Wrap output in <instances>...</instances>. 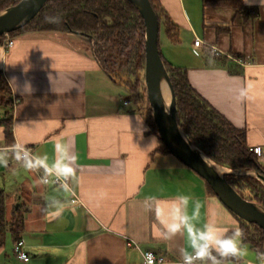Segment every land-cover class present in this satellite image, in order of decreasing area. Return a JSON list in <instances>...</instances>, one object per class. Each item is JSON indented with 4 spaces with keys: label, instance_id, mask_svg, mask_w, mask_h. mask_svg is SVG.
<instances>
[{
    "label": "crops",
    "instance_id": "crops-1",
    "mask_svg": "<svg viewBox=\"0 0 264 264\" xmlns=\"http://www.w3.org/2000/svg\"><path fill=\"white\" fill-rule=\"evenodd\" d=\"M159 1L178 29L176 42L166 33L159 39L163 57L186 68L192 86L246 130L248 146L261 147L254 154L264 168V7L259 0H239L242 10L231 0ZM13 37L8 49L0 38V69L14 96L13 143L6 142L0 123V154L9 149L7 165L0 164V188L12 176L15 183L23 181L12 192L3 189L8 215L14 206L23 211L21 239L29 259L14 253L15 241L8 236L0 250L6 264H146L142 252L148 250L177 264L184 250L192 251L188 233L182 226L170 234L162 221L171 222L174 204L183 211L180 196L191 197L188 215L195 201L201 204L196 229L239 227L203 177L159 149L147 113L103 69L92 38L63 30H28ZM212 47L224 54L214 56ZM16 144L35 157L46 155L49 165L59 156L56 146L66 148L75 157L71 190L44 183L42 167L26 169L10 151ZM74 194L79 202H72ZM53 201L63 206L59 216L49 214L56 211L48 207ZM240 247L244 257L220 264H264V250L241 238Z\"/></svg>",
    "mask_w": 264,
    "mask_h": 264
},
{
    "label": "trees",
    "instance_id": "trees-1",
    "mask_svg": "<svg viewBox=\"0 0 264 264\" xmlns=\"http://www.w3.org/2000/svg\"><path fill=\"white\" fill-rule=\"evenodd\" d=\"M19 1L0 0V12ZM150 1L158 15L160 28L163 26L168 37L176 42L177 26L171 21L159 0ZM227 2L234 4L238 10L246 8L239 0ZM257 13L256 10L255 14ZM28 30H63L92 38L96 57L103 69L115 80L123 81L134 77L139 81L144 74L145 24L139 10L130 0H48L28 23L11 31L10 35L15 36ZM2 36L0 35V38ZM160 54L175 90L177 120L187 137L222 166L254 169L264 173V168L247 144L246 130L234 126L192 86L186 68L166 60L161 49ZM13 106L11 86L0 69V107L4 108L0 123L5 129L6 142L10 144L14 142ZM148 121L158 135L152 115L148 116ZM159 149L169 152L161 139ZM226 179L244 198L264 206V183L260 179L249 174H227ZM207 186L209 191L214 193L208 183ZM234 215L243 231L242 241L258 251H263L264 230L257 224L246 221L235 213ZM23 228L24 214L21 207L14 206L8 215L7 195L5 190L0 188V250L4 248L8 236L14 241L21 239ZM232 232L229 231L226 235L231 236ZM212 255L218 260L233 259L220 257L214 250ZM209 261L211 260L206 259V262Z\"/></svg>",
    "mask_w": 264,
    "mask_h": 264
},
{
    "label": "water",
    "instance_id": "water-1",
    "mask_svg": "<svg viewBox=\"0 0 264 264\" xmlns=\"http://www.w3.org/2000/svg\"><path fill=\"white\" fill-rule=\"evenodd\" d=\"M48 0H20L0 12V35L28 23ZM139 10L145 24L144 79L153 119L159 138L168 151L192 168L210 185L220 201L238 217L255 223L264 230V206L244 198L226 179L227 174H249L264 183V173L254 169L224 167L200 150L181 128L176 113V94L159 49L160 23L150 0H130ZM164 83L170 93L169 109L163 93ZM207 157L208 160L205 158Z\"/></svg>",
    "mask_w": 264,
    "mask_h": 264
},
{
    "label": "clouds",
    "instance_id": "clouds-1",
    "mask_svg": "<svg viewBox=\"0 0 264 264\" xmlns=\"http://www.w3.org/2000/svg\"><path fill=\"white\" fill-rule=\"evenodd\" d=\"M259 4L261 7H264V0H259ZM56 150L59 156L54 163L49 165L46 155L33 158L30 150L22 144H16L10 149L14 153L15 159L21 161L26 169L32 170L37 167H42L46 175L54 173L57 178L66 181L75 175V170L72 167V162L75 160V157L69 156L66 148L59 144L56 146ZM8 151L9 149H4L2 150V154H0V164L5 166L7 165L6 155ZM61 186L66 192L70 191L67 183H62ZM178 199L183 205V211L180 205L174 204L169 214L171 222L168 220L162 222L170 234H176L181 230L182 226L187 231L189 247L192 251H183V264H194L197 260L204 261L206 259L211 260L212 264H220L217 257L212 255L213 250L220 257L240 259L246 255V251L240 247V238L243 236L241 228L237 226L231 236L226 235L228 229L216 227L214 224H206L202 230L196 229L193 221L199 218L200 202L195 201L194 211L191 215H188L186 209L191 197L180 196ZM56 203L53 201L49 204V208H56L55 212L49 213L50 215L59 216L63 211V206L56 207ZM156 212L159 217L161 215V209L158 207ZM261 259H264V254L261 255Z\"/></svg>",
    "mask_w": 264,
    "mask_h": 264
},
{
    "label": "built area",
    "instance_id": "built-area-1",
    "mask_svg": "<svg viewBox=\"0 0 264 264\" xmlns=\"http://www.w3.org/2000/svg\"><path fill=\"white\" fill-rule=\"evenodd\" d=\"M2 35L5 37L4 42H3L4 47H6V49L12 47L14 44L15 38L10 35V32H5ZM200 42H201L200 39H196L194 44L198 46L200 44ZM212 54L214 56L218 57L224 53L221 50H219L218 48L212 47ZM227 56H229V55H227ZM125 103H127V102H125ZM27 149H29V148H27ZM260 150H261V147H258V146L250 147V151L253 153H259ZM30 152L33 155L31 150H30ZM33 158H35L34 155H33ZM41 179L44 183L51 182V183L56 184V185H62V183H67L69 186V189L71 190L70 184H69V179L66 181H63L62 179L57 178L54 173L51 175H46V173H44V174H42ZM71 200H72V202H79V198L75 194L71 198ZM13 250H14V253L19 258H21L22 260L27 261L29 259L28 253L24 250V241L22 239H18L15 241ZM149 254H151V255H149ZM142 257H143V260L146 264H169V263H173L172 261L168 260L164 255L157 254L151 250L143 251ZM174 263L183 264V258H181L178 261H175ZM194 264H203V262L200 260H197L194 262Z\"/></svg>",
    "mask_w": 264,
    "mask_h": 264
},
{
    "label": "rangeland",
    "instance_id": "rangeland-1",
    "mask_svg": "<svg viewBox=\"0 0 264 264\" xmlns=\"http://www.w3.org/2000/svg\"><path fill=\"white\" fill-rule=\"evenodd\" d=\"M159 39L160 41L165 40V30L164 27L161 26L160 32H159ZM126 77V76H125ZM120 79H118L119 81ZM124 84L126 88V95L128 99H132L134 102H136L150 117L152 114L151 105L148 101L147 97V91H146V84L144 79V74L139 78V81L136 80L134 77H128L123 81H120ZM226 167V166H224ZM228 168V167H227ZM13 176L8 179V182L5 183V185H1L6 192H12L15 187L18 185V183L23 181H18L17 183L13 182ZM5 247V246H4ZM4 248H2L1 253ZM0 253V254H1ZM0 264H6L2 258H0Z\"/></svg>",
    "mask_w": 264,
    "mask_h": 264
},
{
    "label": "bare ground",
    "instance_id": "bare-ground-1",
    "mask_svg": "<svg viewBox=\"0 0 264 264\" xmlns=\"http://www.w3.org/2000/svg\"><path fill=\"white\" fill-rule=\"evenodd\" d=\"M163 93H164V97H165V100H166V108L169 109V102H170V93H169V90H168V86L164 83V86H163ZM207 160L208 158L205 157ZM217 169L220 171V173H223L225 171H230V169H227L225 167H221L219 165H216Z\"/></svg>",
    "mask_w": 264,
    "mask_h": 264
}]
</instances>
